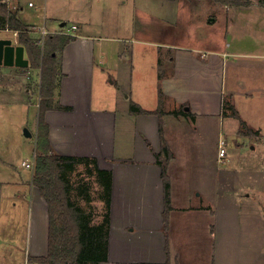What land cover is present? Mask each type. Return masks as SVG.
I'll return each mask as SVG.
<instances>
[{"label": "crops", "instance_id": "obj_1", "mask_svg": "<svg viewBox=\"0 0 264 264\" xmlns=\"http://www.w3.org/2000/svg\"><path fill=\"white\" fill-rule=\"evenodd\" d=\"M132 1L137 9H149L139 5V0ZM112 2L128 4V0ZM239 7H230L235 20L226 39H221L222 47L212 49L151 39H104L90 33L84 18H77L67 29L73 18L52 0L45 4L43 0L38 23L22 17L23 7L19 12L37 41V28L47 30L49 22L48 33L75 37L60 55L61 74L52 96L55 107L46 112L45 119L54 153L87 161L92 166L89 173H96V166L111 173L110 205L106 207L108 257L101 264H264V231L245 228L251 220L264 219V26L258 34L241 22V16L250 14L252 19H264V5ZM223 13L220 18L227 17ZM218 20L210 18L216 24ZM1 40L19 45L18 36L5 26L0 29ZM166 49L169 67L160 78L159 62ZM24 58L28 59L26 50ZM27 68L0 64V77H11L8 82L0 79L1 93L16 94L20 82L29 85L36 77L35 69L20 77L17 74L18 69ZM37 72L40 79L41 70ZM205 72L211 77L219 73L220 85L203 79ZM23 94L26 98L21 104L33 106L30 88ZM226 100L238 118L225 108ZM132 103L153 113L133 114ZM160 108L161 115L155 113ZM241 121L249 129L245 133ZM161 128L172 153L166 171L171 190L167 214L162 167L157 162L162 151ZM30 133L27 137L23 131V138L32 139L36 147L37 118ZM248 142L254 152L251 157L246 153ZM235 158L248 160L235 167ZM225 159H230L228 165ZM35 164L36 154L32 161L21 162L22 168L31 170L29 177L8 163L3 177L0 169V236L5 228L13 236L25 232L24 264H39L30 258L48 255L49 207L33 182ZM99 186L102 213L106 195ZM69 196L72 202L70 192ZM195 200L201 203L199 208L193 205ZM177 213L182 216L175 223ZM197 214L205 217L203 230L184 223L197 220ZM231 219L238 222L237 229L224 226ZM180 225L183 230L178 229ZM199 232L203 237L197 239ZM203 248L207 253L201 252ZM1 255L0 243V260ZM16 259L10 254L5 264H14Z\"/></svg>", "mask_w": 264, "mask_h": 264}, {"label": "rangeland", "instance_id": "obj_2", "mask_svg": "<svg viewBox=\"0 0 264 264\" xmlns=\"http://www.w3.org/2000/svg\"><path fill=\"white\" fill-rule=\"evenodd\" d=\"M30 1L35 4V7L29 6ZM52 1L54 4L62 7L64 12L67 13L68 17L73 18L68 20L67 25L65 26L67 29L71 27L72 23L77 20V18L82 20L84 18V21H87L90 24V33L104 39H151L160 41L162 43H172L177 45L182 44L191 48L206 47L207 49L222 47L221 39H226V35H228L230 31V25L235 20V16L232 17V15H230L231 11L233 10L230 7L241 4L242 7H239L238 9H245L252 5H257L260 3L262 4L261 0H236L237 2L235 5L220 4L209 0H201L199 2H190L187 0H168L172 2H168L169 4L164 5V0H139V5L143 6L144 8L145 5L149 7V9H146L150 10L148 13L145 12L146 10L144 11L140 6L138 9L135 8L132 0H128L127 6H119L118 4L113 3L112 0ZM42 2L43 0H15L10 8L14 9L16 7L19 9V12H21L23 7L24 12L22 17L28 22L37 21L38 23L37 15L39 14L38 12L40 10L42 11ZM218 9L220 10L218 11ZM79 11H83V13ZM222 13L224 15L227 14V17L220 18L219 16H222ZM252 15L253 14L241 16V22L243 23V26L249 29L250 32L255 31L258 34H262L263 31H261V27L264 26L262 25L264 23V19H260V21L262 20L260 22L259 16H255L256 19H252ZM80 16H82V18ZM210 18H214L216 21L219 19V23L216 24V21L210 22ZM50 24L51 22H49L46 26L47 30L50 29ZM3 25L4 24L0 19V29L4 28ZM190 29H192L193 32L190 33ZM232 31H234V26L231 32ZM36 33L37 37L40 39L41 37L39 32L36 31ZM243 37L245 36L239 35L240 39H243ZM230 39H233V36ZM245 39H248V37ZM126 45L130 46V44ZM168 51L169 49H166V52L162 54L163 74L168 71L169 67L167 61L169 53ZM201 68L206 70V67ZM30 69L31 68H27L25 71L23 69H18V77L22 76L23 74H27L29 71H31ZM38 70L40 69L34 70L36 77L32 79L33 81H31L29 85L20 82L15 86L14 91H16V94L8 91L1 93L0 89V169L2 171V177L4 174L3 171L8 169L6 168V163L10 164V168L14 166L13 168L17 171V173L23 172L26 173L28 177L31 176V170L22 168L21 162L23 160L32 161V158L35 156V154L37 155V143L35 145L36 147H34L32 139L25 140L22 134L25 129H30L29 131L33 133L36 118L37 120L39 118L41 75L39 79L40 73L38 74ZM9 77L10 76H5L2 78L1 76L0 79L2 78L3 81L8 82ZM202 78L209 79L210 84L220 85L221 76L217 72L214 73L212 77L208 75V72H205V74L202 75ZM27 88H30L31 90L30 101L34 104L33 106L29 107L21 104V102L25 101L26 97L23 98V92ZM37 136L36 141L38 142ZM251 144H256V139H253ZM251 144L248 142V144L245 146L246 153H248L247 155H250L248 157H251V155L254 153L250 149ZM227 149H229V146ZM188 159L191 162V166H195L196 163L194 162L193 158L189 157ZM225 160V163H227L226 165H228L230 159ZM247 160L240 161L239 159L235 158L232 159V165L236 167L247 162ZM89 167L92 168L88 162L78 164L76 165V169L74 171L67 172L66 175L70 185L72 203L81 207L85 213L90 215L89 222L91 225L99 226L104 224L107 209L105 205L102 209V213L100 211V204L98 203L102 193L99 186L100 182L96 173L88 172ZM256 177H259V174ZM236 178L240 180L241 176L237 174ZM262 178L264 179V177ZM88 191L90 192L88 196L83 194V192L88 193ZM85 200H87V202ZM193 205L198 206L199 208L201 203L199 200H195ZM178 206L183 205L178 204ZM201 215L202 214L196 215L200 216L197 220L195 218L193 220H185L184 223H189L194 228L203 230L206 223L205 217ZM101 216H103L102 219ZM181 216V213L175 214V223L180 221ZM183 217H189V215H184ZM246 225L247 226H245V228L247 229L255 227L260 232L264 231V219H260V217H258L256 220L247 222ZM224 226L231 229H237L238 222L236 220L234 222V220L231 219V221H226V225ZM178 229H182V225H180ZM8 231L9 228L3 229V232L0 236V243L2 247L0 264H5V259L8 258L10 254L14 257L17 256L14 264H24L25 262L22 263L21 261L23 259L21 248H25V232L23 231L21 234L17 232V235L15 234V236H13L12 234L8 233ZM184 233L185 235L189 234L187 232ZM202 237L203 232H199L197 239ZM13 249L17 250L18 252L15 253L12 251ZM201 252L204 254L207 253V250L203 248L201 249Z\"/></svg>", "mask_w": 264, "mask_h": 264}, {"label": "trees", "instance_id": "obj_3", "mask_svg": "<svg viewBox=\"0 0 264 264\" xmlns=\"http://www.w3.org/2000/svg\"><path fill=\"white\" fill-rule=\"evenodd\" d=\"M187 1L199 2L201 0ZM209 1L227 5H235L237 2L236 0ZM261 1L264 5V0ZM0 18L7 29L18 33V42L26 50L30 63L29 68L41 70L38 142L33 182L41 196L48 203L49 239L48 255L46 257L30 258V261H35L39 264H101L107 261L108 257V212L105 216L104 224L94 226L90 224L88 214L81 207L71 202L69 196L70 185L66 173L74 171L76 165L87 161L54 153L49 137V126L45 119L46 112L55 107L52 96L61 74V59L59 55L71 41L75 40V37L67 34H48L43 46H40L39 42L32 37L31 28L20 19L19 9H12L1 3V0ZM159 65L160 78H163L162 59ZM56 108L63 107L58 105ZM225 108L231 109L234 116L239 117L229 100L225 101ZM130 111L133 114L153 113L143 110L135 103L131 104ZM155 113L161 115V108ZM241 124L242 133L249 130L243 121H241ZM160 132L162 151L157 154V162L162 167L167 214L171 209V190L166 171L172 158V153L163 138L162 128ZM95 170L106 195V207L109 209L111 173L100 170L97 166Z\"/></svg>", "mask_w": 264, "mask_h": 264}, {"label": "water", "instance_id": "obj_4", "mask_svg": "<svg viewBox=\"0 0 264 264\" xmlns=\"http://www.w3.org/2000/svg\"><path fill=\"white\" fill-rule=\"evenodd\" d=\"M65 24V23H63ZM25 48L21 45L15 46L10 40L0 41V64L5 66H19L28 67L29 60L24 58ZM24 134L27 137H31V133L28 129L24 130Z\"/></svg>", "mask_w": 264, "mask_h": 264}, {"label": "built area", "instance_id": "obj_5", "mask_svg": "<svg viewBox=\"0 0 264 264\" xmlns=\"http://www.w3.org/2000/svg\"><path fill=\"white\" fill-rule=\"evenodd\" d=\"M14 1H15V0H1V3L7 5L8 7H11V5L13 4ZM29 6H30V7H35V4H34L33 2H29ZM76 28H77L76 26H73V29H76ZM37 31L41 34V38L38 40L39 45H40V46H43L46 36H47L48 34H50V33H48V31H47V30L45 29V27H43V26H42V27H38V28H37ZM55 34H56V33H55ZM57 34H65V33H57ZM68 34H69V33H68ZM15 35L18 36L17 33H15ZM223 146H224V145L222 144V146H221V156H224L225 153H226V150H225V148H224ZM25 164H26V163H25Z\"/></svg>", "mask_w": 264, "mask_h": 264}]
</instances>
